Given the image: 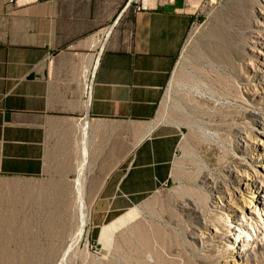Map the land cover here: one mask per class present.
Instances as JSON below:
<instances>
[{
    "label": "crops",
    "instance_id": "crops-1",
    "mask_svg": "<svg viewBox=\"0 0 264 264\" xmlns=\"http://www.w3.org/2000/svg\"><path fill=\"white\" fill-rule=\"evenodd\" d=\"M31 1L0 0V177L48 180L74 195L46 206L112 223L174 182L183 131L158 109L199 7Z\"/></svg>",
    "mask_w": 264,
    "mask_h": 264
},
{
    "label": "rangeland",
    "instance_id": "rangeland-1",
    "mask_svg": "<svg viewBox=\"0 0 264 264\" xmlns=\"http://www.w3.org/2000/svg\"><path fill=\"white\" fill-rule=\"evenodd\" d=\"M187 1L158 109L183 131L173 184L81 233L84 208L46 206L73 192L0 177V264H264V0Z\"/></svg>",
    "mask_w": 264,
    "mask_h": 264
},
{
    "label": "bare ground",
    "instance_id": "bare-ground-1",
    "mask_svg": "<svg viewBox=\"0 0 264 264\" xmlns=\"http://www.w3.org/2000/svg\"><path fill=\"white\" fill-rule=\"evenodd\" d=\"M258 45H260V43H258ZM257 71L260 72V70H258V69H257ZM263 78H264V76H263V75H260L257 79L260 81V80H262ZM258 80H257V81H258ZM255 88H257L256 85H255ZM255 90H258V89H255ZM79 194H80V195L78 196L79 199H80V200L83 199V197H82L83 194H81V192H80ZM223 199H224V198H223ZM77 205H78V204H77ZM78 206H79V205H78ZM80 207H81V206H80ZM75 208H76V207H75ZM82 208L85 209V213H84V216H83V224H82L83 227L80 229V232H81V233L84 232V231H83V230H84V227L87 225V222H88L89 217H90V215H91V209H90V207H85V206H83V207H81V209H82ZM231 212H232V210H231ZM134 216H135L134 214H130V219H133ZM80 220H81V219H80ZM80 220H79V221H80ZM125 221H126V220L124 219V220H123V223H125ZM78 234H79V233H78ZM82 236H83V234H82ZM238 237H239V236H237V238H238ZM79 238H80V237H79ZM79 238H78V239H79ZM78 239H77V240H78Z\"/></svg>",
    "mask_w": 264,
    "mask_h": 264
},
{
    "label": "built area",
    "instance_id": "built-area-1",
    "mask_svg": "<svg viewBox=\"0 0 264 264\" xmlns=\"http://www.w3.org/2000/svg\"><path fill=\"white\" fill-rule=\"evenodd\" d=\"M25 4H29V3H31V2H33V1H31V0H22ZM38 1V0H37ZM110 31L111 30H109V31H107L106 33H104V34H102L101 36H100V38H99V40H98V42L100 43V44H102V46L106 43V41L108 40V38H109V35H110ZM89 94H90V92H89ZM88 94V97H87V103L89 102V100H90V95Z\"/></svg>",
    "mask_w": 264,
    "mask_h": 264
}]
</instances>
